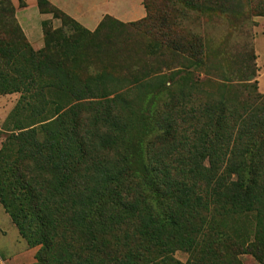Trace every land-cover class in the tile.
Instances as JSON below:
<instances>
[{
  "label": "trees",
  "instance_id": "16d2710c",
  "mask_svg": "<svg viewBox=\"0 0 264 264\" xmlns=\"http://www.w3.org/2000/svg\"><path fill=\"white\" fill-rule=\"evenodd\" d=\"M179 1L209 19L264 17V0ZM37 7L62 26L44 23L36 51L11 0H0V96L20 94L0 129V204L20 231L33 227L35 264H176L177 251L187 264H242L240 254L264 264V94L253 47L221 52L234 66L221 73L209 41L174 37L162 15L142 66L88 74L86 37L115 19L91 33L48 0ZM155 16L115 28L153 31ZM243 216L252 231L226 244L216 218Z\"/></svg>",
  "mask_w": 264,
  "mask_h": 264
},
{
  "label": "rangeland",
  "instance_id": "374dc122",
  "mask_svg": "<svg viewBox=\"0 0 264 264\" xmlns=\"http://www.w3.org/2000/svg\"><path fill=\"white\" fill-rule=\"evenodd\" d=\"M145 1L149 5V10H145L146 15L144 17L148 14L154 15L156 13L155 18L157 22L154 23L153 31L146 30L144 26H138L135 29L129 30L115 28L117 20L121 21V23L142 20L144 17L141 18L140 15L144 14V0H98L97 11L103 14L105 12V16L101 18L99 24L106 21L108 16H111L115 20L112 22L111 29L102 31L94 38L90 36L86 37L84 55L88 59V62L82 66L84 73L87 72L89 74L90 72L96 74L101 71H108L120 76L123 70L130 66H142L149 60L146 54L147 44L149 41L154 40L155 36L162 34L163 29L160 26L162 25V15H164L168 19L169 30L172 34H177L173 35L174 37L189 39L191 36H198L204 40L206 45L209 41L211 53L217 54V57L213 58L210 64L213 69L221 73H228L234 67L231 63H228L221 52H241L244 51L246 46L251 45L257 56L256 65L258 73L256 79L258 81V88L260 93L264 94V88L262 89L264 87V17H249L246 15L245 10L243 17H239L238 19L222 15H215L209 19L194 10H187L184 13L185 11H182L183 5L179 0H174L173 6L166 4L165 0ZM90 8L94 9L93 3L90 4ZM79 10H77L79 15L87 13L85 7L83 11L79 12ZM92 16L94 17V14L90 12L85 14V18H93ZM54 20V26L56 27H51L54 29L60 28L62 20L56 18ZM78 23L83 28H86L82 24H86L85 21L82 20V23ZM99 24L92 30L86 29L93 33ZM65 30H69L68 27H65ZM162 56L165 55L162 54ZM117 68L121 69L118 74L115 73L118 71ZM227 75L231 80H234L232 76ZM19 97L20 94L18 93L0 96V129L15 107ZM3 140L4 135L0 134V148ZM216 219L220 229L225 233L223 239L229 245L240 244L244 239L243 235L253 229L250 217L243 216L241 218L230 219L225 223L221 222L219 218ZM33 231L34 229L31 225H25L23 230L20 231L12 223L9 215L6 214L0 204V264H35V255L39 248L30 247L26 239ZM172 259L176 264H187L190 254L186 251H177L172 254ZM239 259L242 264H260L250 254H240ZM204 261L211 262V259L207 256ZM160 262L165 264L161 260Z\"/></svg>",
  "mask_w": 264,
  "mask_h": 264
},
{
  "label": "crops",
  "instance_id": "0c3cea01",
  "mask_svg": "<svg viewBox=\"0 0 264 264\" xmlns=\"http://www.w3.org/2000/svg\"><path fill=\"white\" fill-rule=\"evenodd\" d=\"M58 9L66 13L67 15L74 18L76 21L81 22L82 20L86 22V24L82 23L86 28L92 30L101 21V18L105 16L101 12L97 11V2L98 0H48ZM78 1V2H77ZM15 9H16V19L20 27L22 28L24 34L26 35L28 41L32 45L34 50H40L44 47V39H43V24L47 23L50 26L55 25V20L51 14H41L37 7V0H11ZM23 3L24 5H22ZM94 4V9L90 8V4ZM88 5V6H86ZM84 7L86 8L87 13H93V18H85V12L79 15V12L83 11ZM36 8V9H35ZM91 10V11H90ZM144 14H141L140 17H144L146 15L145 9H143ZM56 27V26H54ZM264 87H262L263 89ZM260 89V90H262Z\"/></svg>",
  "mask_w": 264,
  "mask_h": 264
}]
</instances>
